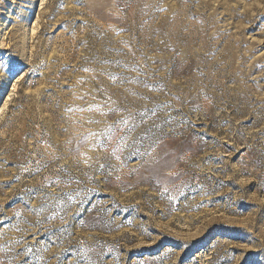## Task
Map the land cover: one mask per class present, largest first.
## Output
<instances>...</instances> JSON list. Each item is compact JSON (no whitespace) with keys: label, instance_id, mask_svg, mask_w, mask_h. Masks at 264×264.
<instances>
[{"label":"rangeland","instance_id":"374dc122","mask_svg":"<svg viewBox=\"0 0 264 264\" xmlns=\"http://www.w3.org/2000/svg\"><path fill=\"white\" fill-rule=\"evenodd\" d=\"M0 264H264V0H0Z\"/></svg>","mask_w":264,"mask_h":264}]
</instances>
